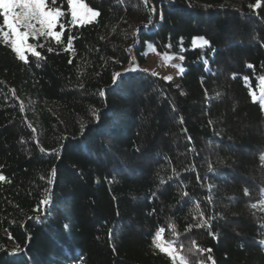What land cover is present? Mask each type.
Wrapping results in <instances>:
<instances>
[{
  "label": "trees",
  "instance_id": "trees-1",
  "mask_svg": "<svg viewBox=\"0 0 264 264\" xmlns=\"http://www.w3.org/2000/svg\"><path fill=\"white\" fill-rule=\"evenodd\" d=\"M85 2L100 15L72 29L74 51L67 30L62 45L30 40L42 61L0 44V264H171L152 246L159 227L165 240L175 228L190 264H210L193 241L215 264H264V112L250 95L264 0ZM198 37L210 47L193 48ZM146 41L183 56V73L146 72ZM133 57L142 73L114 87ZM45 195L46 216L29 219ZM205 218L211 229L196 227Z\"/></svg>",
  "mask_w": 264,
  "mask_h": 264
},
{
  "label": "snow or ice",
  "instance_id": "snow-or-ice-1",
  "mask_svg": "<svg viewBox=\"0 0 264 264\" xmlns=\"http://www.w3.org/2000/svg\"><path fill=\"white\" fill-rule=\"evenodd\" d=\"M145 6L148 5V0H143ZM67 11L64 10V2L61 0V3L58 5V0H0V44L7 46L11 49V51L16 55L17 59L24 63H28L29 55L35 58L37 61H42L45 57L42 55L41 51H38V48H44V43H30V40L40 41L41 38L45 42L52 41L56 45H62L65 39V32L67 30V43L64 46L63 50L65 52L74 51V40L76 37L72 35V29L80 26L83 27L88 24H92L96 22L97 18L100 15V12L93 7L89 6L85 0H66ZM250 7L255 11L261 8V0H256L255 4L250 5ZM152 15H155L156 8L155 6L151 9ZM70 16V19L65 22V16ZM160 19H163L161 15ZM152 20L149 19L148 23L144 25L145 29H149L152 25ZM59 28V31H57ZM197 40L200 41L197 44ZM183 42V38H181V45ZM146 47H152V50L155 51L154 45L151 44L150 41L145 42ZM167 48H171V44L166 46ZM192 47H210V42L204 37L193 38ZM130 50V49H129ZM47 51L49 53L53 52L54 49L52 47H48ZM181 52L185 51V49L181 46ZM163 59L165 61H169L172 57L168 55V53L162 54ZM180 59L183 61L184 57L180 56ZM69 63H72V60L69 59ZM129 63L132 65L129 69H125L124 72H116L113 74L112 83L114 87L119 86V82L122 78L127 75L129 72L139 71L138 65L135 64V59L130 58ZM207 63V61H205ZM179 68V72L183 73L184 69L181 66H177ZM248 67H252V65H248ZM165 80L170 81L172 79L171 76L165 77ZM246 85L251 87V82L248 77H245ZM259 89L260 95L257 96L254 91L250 92L253 102L259 100L260 107L264 110V77H261L259 80ZM15 90H13L14 93ZM100 96L105 95V90L100 91ZM20 111H24V105L21 104ZM97 121L99 117L96 113H93ZM35 131V129H33ZM38 143V141H37ZM41 151H44L41 149ZM52 154V153H50ZM264 159V158H262ZM53 175H55V171L53 170ZM171 179V178H170ZM199 180V177H197ZM6 177L0 174V181H5ZM10 182V181H9ZM51 183V181H49ZM163 184L164 181H161ZM48 191L47 189L45 190ZM247 194V190L245 192ZM262 197H264V192L261 193ZM184 196L187 197L188 193L185 192ZM51 202V196L45 195L43 199H41L38 205L33 209L34 212L40 213L37 217H29V219H37L40 220L42 217H45L47 211L49 209V205ZM209 202H211V198L209 197ZM197 210L200 209V204L197 201L195 204ZM253 208H256V204L251 205ZM200 216L203 218V212H200ZM211 218L203 219V222L197 224L196 227L204 228L207 227L211 229L212 225L209 223ZM191 228V226H189ZM166 231L164 227H159L155 232L152 238V246L154 249H157L159 253L164 254L168 259H170L171 264H190V261L184 252V246L182 243H179L178 233L175 232V228L172 227L173 233L177 236L175 240H165L163 237V233ZM210 235H215L210 232ZM112 237V231L109 230V239ZM9 238L11 239V235L9 234ZM193 248H189L188 252L192 253L193 251L199 252L201 255L207 254V261L210 264H215L214 257L211 255V248H202L196 245V242L193 241ZM260 243L264 244V241ZM179 244V248L177 247ZM196 264H205L204 259L197 260Z\"/></svg>",
  "mask_w": 264,
  "mask_h": 264
},
{
  "label": "rangeland",
  "instance_id": "rangeland-1",
  "mask_svg": "<svg viewBox=\"0 0 264 264\" xmlns=\"http://www.w3.org/2000/svg\"><path fill=\"white\" fill-rule=\"evenodd\" d=\"M199 43L200 41L197 40V44ZM168 55L172 58L169 61H165L162 55H159L155 51L152 50V47H147L146 52H145L146 63L142 66V68L146 72L150 73L152 76L158 77L161 79L171 76L172 79L170 81H173L180 75L179 68L177 66H181L182 60L180 59V55L177 53L168 52ZM165 81H168V80H165ZM258 85H259V82H258ZM254 92L257 96L260 95L259 86ZM255 102L260 104L259 100ZM177 264H179V261H177Z\"/></svg>",
  "mask_w": 264,
  "mask_h": 264
},
{
  "label": "water",
  "instance_id": "water-1",
  "mask_svg": "<svg viewBox=\"0 0 264 264\" xmlns=\"http://www.w3.org/2000/svg\"><path fill=\"white\" fill-rule=\"evenodd\" d=\"M136 65H138L137 63H135ZM130 67H132V65L130 64L129 65V67L127 68V69H129ZM138 68H139V71H135V72H129V73H127V75H125V76H129V75H135V74H139V73H142V69H141V67L140 66H138ZM122 72H124V71H122Z\"/></svg>",
  "mask_w": 264,
  "mask_h": 264
}]
</instances>
